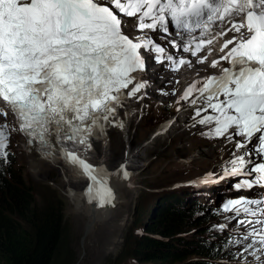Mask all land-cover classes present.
<instances>
[{"label": "rangeland", "instance_id": "rangeland-1", "mask_svg": "<svg viewBox=\"0 0 264 264\" xmlns=\"http://www.w3.org/2000/svg\"><path fill=\"white\" fill-rule=\"evenodd\" d=\"M131 4L135 5L138 3L137 1L133 3V0L125 3H113L117 14H121L126 6L129 7L126 9L127 15L124 18V20H128L127 26L128 24H135L138 20ZM141 21L143 22L142 19ZM137 25H139V21L134 27L136 28ZM129 28L131 29V27ZM128 33L130 36L133 35L131 30ZM152 38L150 41L167 46L166 40H162L160 37ZM150 68L152 69L153 67L150 66ZM160 71L162 72L161 74H154L157 89L151 88L147 91L137 88L136 90L138 91L133 92L130 86L134 81L125 82L122 87L126 89V93H123L121 99V104L125 102L123 104L124 108L120 110V106L116 107V112L119 111L121 113L122 121L116 120L114 116L108 119L106 126L101 129L102 131L95 133V138L92 140L94 144L92 143L90 149H88V154L86 152L88 163H93V165L101 164L104 169L109 170V165L113 163L117 165L123 156V149H121L116 152V159L113 163L108 162V164L104 165L106 163V155L111 153L109 144L112 133L122 130V138L125 141L124 147L126 150L128 149L125 152L126 158L129 151L135 150L137 153L149 137L157 136L159 133V131H156L157 127L158 129L164 127L162 133L164 137L160 140L162 142L154 150H150L149 147L147 149L149 150L148 152L142 150V166L133 171L138 178L136 183L126 187L127 183L123 187L120 185L108 190L110 191L106 198L108 203L100 210L102 217L98 214L94 224L92 222V224L86 225L80 215L73 214L72 206L65 195L66 185L77 183L78 178L82 179L81 176L77 175L78 178H75V175L70 173V170L64 172L62 161L54 163L55 168L53 167L52 171H50L49 167L44 166L35 170L29 163L30 159L27 153L20 146L21 138L17 134L8 133V138L5 140L2 138L0 141L2 146L7 147L4 152V167L9 165L14 167V169L18 167L22 169L25 183L34 187V198L39 207L46 211L49 207H52L55 209V215L62 217V239L53 255L51 264H113L116 256L123 248L125 235L129 231H134L140 225L142 227L145 226L147 220L145 218H148V214L151 211L150 199L152 194L150 192L153 190L171 189L191 178L189 181H194L203 173L206 174L208 181L204 183V186L200 184L196 187L203 186L204 189H197L199 193L197 195H189L188 199H190V196L203 197L206 212L214 213L207 224L212 223L217 226V220L219 222L223 218H227L228 220L224 223L230 229L235 231L241 229L240 223L237 222L240 214H237L235 218L232 209L234 207L244 208V204H242L244 198L242 196L247 197L244 192L236 193L238 198H232L229 202L219 196L212 204V200L207 199V197L216 193L219 186L214 187L213 184L218 181V176L223 175L219 181L227 178L226 174L222 173L223 170H228L235 165L240 167V169L242 166H247L252 171H255L263 164L261 151L264 150V144L261 145L260 140L264 141V127L261 132L259 127L258 129L254 127L258 118L264 115V95L260 96L261 98L247 97L243 93L246 90L262 95L253 86L252 88H246L243 92H239L233 98L230 97L228 101L227 94L224 95L223 100L221 96L217 97V100L221 99L222 101L217 108L214 106L217 100L214 99H210L207 104L200 105L196 103L193 106L195 104H193L194 100L184 95L188 92V88L184 89V94L181 92L185 83L183 81H180V83L169 82L166 80V75L171 74V72L164 67ZM176 73L174 72L173 74ZM209 73L211 72L207 71V75ZM138 78L140 77L138 76ZM142 79H145V73ZM196 79L194 78L193 83ZM139 91L140 93L138 94ZM191 93L193 94V92ZM205 94L210 96L208 92ZM187 107L188 110L186 109ZM199 107H202V113H198ZM159 112H163V116L158 118L162 117L160 121L155 119L158 117ZM189 112L192 115H188ZM193 115L195 116L190 118ZM2 118L5 120V115ZM181 125H184L181 131L182 134L175 137L177 135L176 131ZM167 127L170 129L164 133ZM4 132L6 130L0 131V133ZM151 133L153 134L150 136ZM95 143L100 144L105 153H108L98 154L95 149L96 146L94 147ZM152 144L155 145L154 143ZM152 144L150 145L153 147ZM155 149L158 150L156 151ZM0 159H2L1 156ZM15 170L17 171L18 169ZM127 173L129 174L130 172ZM85 181L87 182V180ZM86 182L80 184L81 188L76 184L79 187L76 190L81 193H83L82 190L87 191L89 182ZM219 185H222V183ZM226 189L229 191V187L226 186ZM258 191V188L253 189L249 195L251 198L249 201L252 204L241 214L254 208L256 210H264V207H261L262 204L257 201L253 202L252 194H256ZM220 197L222 198L221 200ZM111 201H115L116 205L109 207L108 204ZM56 205L57 207H55ZM140 216H142V221L137 222L139 221L137 218ZM95 218L96 216H94L93 220ZM88 226H90L89 230ZM218 226L219 228L221 227L220 225ZM224 231L233 232L228 228H224ZM243 231L247 232L249 230L245 228ZM260 232L264 234V221ZM233 233L235 234V232ZM237 233L240 240L245 239L241 232L236 231L237 239ZM240 244V242H236L235 245L234 243L230 245L223 244L225 252L223 257H219V260L226 264H236L230 262V257H238ZM230 253L231 255L228 256Z\"/></svg>", "mask_w": 264, "mask_h": 264}, {"label": "trees", "instance_id": "trees-1", "mask_svg": "<svg viewBox=\"0 0 264 264\" xmlns=\"http://www.w3.org/2000/svg\"><path fill=\"white\" fill-rule=\"evenodd\" d=\"M160 116L163 112L155 119ZM1 158L0 264H51L62 239V217L52 207L47 211L39 207L34 187L25 183L22 169L4 167L5 158ZM197 189L200 187L179 186L151 191L145 226L125 235L113 264H226L219 260L225 252L220 241L229 232L220 221V228L207 224L214 213L206 212L202 202L186 201Z\"/></svg>", "mask_w": 264, "mask_h": 264}, {"label": "bare ground", "instance_id": "bare-ground-1", "mask_svg": "<svg viewBox=\"0 0 264 264\" xmlns=\"http://www.w3.org/2000/svg\"><path fill=\"white\" fill-rule=\"evenodd\" d=\"M232 16H233V14H230L228 16V20ZM142 23L143 22L140 21L139 25H137L136 28L135 27L134 28L131 27V29L125 28V33L127 34L128 38L137 37L138 32L136 29ZM238 26L239 25H235V26L229 28L228 25H225L223 28L228 29V31L224 35H222V34L217 35L216 33H213L212 36L215 35L214 43L217 44L218 41L220 39H222L223 37H228L229 39L232 38L233 36H236L237 39L239 37H241V33H242V29H243L244 25L239 26V27ZM129 30L132 31L133 35L130 36V34L128 33ZM160 44L167 51V53H168L167 56L169 59L172 56H174V53L172 54L166 48V46L164 44H162V43H160ZM232 44H236V42L231 43V45L227 46L222 51H217V53L215 55H213V60L211 62L209 59H207L208 61H206V62L203 61L201 65L196 64L192 68L190 67L191 69H187L184 71L176 70L172 66L165 67L163 64H161L159 67L155 68V65L151 59L150 64H146V67L144 68L145 70H143L142 72H139L138 70H133L130 77L127 78L126 80L133 82V81H136L138 76L142 79V77L144 76V73H145V79H142L141 81L146 82L145 88H143V90L149 91L151 88H156L155 85L157 84V82L155 80L154 74H161L162 72L160 71V69H162V67H164L167 71L171 72V74L167 73L169 75H166L167 81L175 82V83H177V82L180 83V81H183L185 83V86L182 87V89H181L182 93H183V90L185 89V87H187V88H190V91L193 93L196 91L197 94L198 93H207V92L210 94V96H208L207 94L202 95V96H205L206 98L201 97L197 101V104H200V105L207 104L210 99L217 100L216 98L219 96H221V98L223 100V97L227 91H229L228 94L232 93L231 96L233 98L234 96H237L239 92H243L246 88H252L253 86L255 88H257L256 91H260L262 94L261 96H263L264 95V76L260 78V77L255 76L254 74L250 75V78H251V79H249L250 82H245L244 85L232 82V85L227 86V87H223V88L221 87V89H219V90L211 89V87H213L217 84V82H216L217 75H219V73L225 68L227 58L229 57V49L232 46ZM77 48L80 49V44L77 45ZM218 59H219V65L217 66ZM208 62H209V64H208ZM210 64L212 66L209 67ZM150 66L153 68L151 69ZM207 71H209L211 73H209V75H207ZM174 72H177V73L173 74ZM238 75L243 76L244 74L239 73ZM118 76H119V74L116 73V70L114 72L107 73L105 75L106 78H104L101 75L102 79L107 80V83H106L107 88H106L104 96L98 97V100L96 101V105L94 106V109H96V110L101 109L102 103L104 102V100L106 98L112 97L114 95H120V97H121L123 95V93H126V89L121 87V84H123V81H124L123 77L122 76L118 77ZM146 76H147V78H146ZM194 78H197V79L193 83ZM255 80H258V81H255ZM224 82L229 83L231 81H229V79H225ZM199 85L200 86L202 85V87H204V89L199 90ZM239 87H241L242 90H240ZM191 94L192 93L189 92V94H187L185 96L187 98L191 99L192 98ZM228 100H229V98H227V101ZM124 103L125 102H122V104H121V100H118L114 104V110H113V114L111 116L112 117L116 116L115 117L116 120L122 121V118L120 117L121 113H119V111L116 112V107L120 106V110H121L124 108V106H123ZM88 105H89V102L84 97H81L76 102L70 103V107H71L72 111L74 113H77L78 116L79 115L80 116L87 115L89 113V106ZM202 112H203L202 107H199L198 113H202ZM190 113L191 112H189L188 115ZM190 115H192V114H190ZM194 116L195 115L191 116L190 118H192ZM259 119H264V115L262 117H259L258 120ZM183 127H184V125H181L178 128V131H176L177 135L175 137L182 134L181 131L183 130ZM163 128L158 129V127H157L156 131L157 132L159 131V133L157 134L158 137L157 136H154L152 138L149 137V139H147V142L145 144H143V146H145V145H148V146H145V147L142 146L143 149H141L142 148L141 147L140 148L141 150L139 149V151L137 153L135 150H132V148H131L132 151L131 152L129 151L130 153L129 152L127 153L126 158H125V152H127L128 149L126 150V148L124 147L125 141L122 138V134H123L122 130L112 133L110 135L111 140H110V144H109V148H110L111 153L109 152L110 155H106L107 156L106 157V163H104V165L108 164V162L113 163L114 160L116 159L115 158L117 155L116 152H119L121 149H123V156H122V160L117 165H115L114 163L110 164L109 170L104 169V167L101 164L93 165V163H88L87 157L85 155L86 149H87V145H90V146L92 145L93 139H91L89 141V143H87L86 140H82L81 137L77 136V132L74 129L69 131V132H62V131H60V129L55 128V133L53 134V137L55 139H58V141H59L58 143H61L65 150L73 152L75 157L70 156V159H68L65 153L60 152L63 159H61L59 157H55L54 161L53 160L51 161L50 157L46 156L44 152L37 153L35 150V146L32 145L29 149V155H28V157L30 159L29 163H30V165H32V168H34L35 170L38 169L39 167L43 168V166H44V167H49L51 169L50 171H52V168L53 167L55 168L54 163H56L57 161L63 160L64 161V169L63 168L62 169L64 170V172H67L70 170L71 171L70 173L75 175L74 176L75 178H78L77 175L81 176L82 179L78 178L77 183H71V184L66 185L67 189L65 190V195H66L67 199L69 200L70 205L72 206L71 210H72L73 214L80 215L82 217V219L84 220V222L86 223V225L92 224V222L94 224L95 220L98 218V214H100V216L102 214L100 210H102L103 206L106 203H108V202H106L107 194H108V192H110L108 190L112 189V187L115 188L116 186H120V185L123 187V185H125L127 183H128V185H126V187L129 185H132L133 183H136V180H138V178L134 174L135 172L133 173V171L137 170L138 168H140L142 166V154H141L142 150H146L148 152L149 151V150H147L148 147L150 150L151 149L154 150V148L162 142L160 140H161V138L163 139V137H164L162 135ZM254 128H256V127H254ZM254 128H252V129H254ZM168 129H170V128L167 127L165 129L164 133H166L168 131ZM259 130L261 132V131H263V128H259ZM152 143H154L155 145H153ZM260 143L263 144V141L260 140ZM150 144H152L153 147ZM66 145H70V146L66 147ZM57 146H58L59 151H60V144H57ZM90 146L88 149H90ZM95 146H96L95 149L97 150L98 154L99 153H104V154L108 153V152L105 153L104 149L101 148L100 144H96V145H94V147ZM53 148H55V146ZM84 149H85V151H84ZM155 150L157 151L158 149H155ZM71 152H69V153H71ZM87 154H88V152H87ZM261 156H262V154H261ZM76 157L81 158L83 161L77 160ZM63 161H62V163H63ZM83 162H84L83 170H80L76 163H83ZM139 162H141V163L139 164ZM126 171L130 172V173L128 174ZM222 176L223 175H221L220 177L219 176L217 177L218 181L214 182V184H213L214 187L219 186L218 184L220 183V181H222V180L219 181V179ZM63 177H64V175H63ZM85 180H87V182H89V185H88L89 188L87 189V191L82 190L83 193H81L80 191H77L76 189H79L80 184L82 182H86ZM204 183H201V185L204 186L205 185ZM72 184H74V185H72ZM76 184H78L79 187H78V185L76 186ZM203 186L200 187V190L204 189ZM261 190H264V188H261ZM200 194L202 195V193H200ZM215 194L213 193L212 195H209L210 197H207V199L212 200V204H213V201L217 197L220 196L218 194V188H217ZM205 196H208V195H205ZM191 197L193 198V197H197V196H190V198ZM220 199H221V197H220ZM242 204H244V208L234 207L232 209V212L235 214L236 217H237V214H240L247 207H250L252 202L249 200H243ZM108 205H109V207H113L114 205H116V202L111 201L110 204H108ZM110 209H112V208H110ZM107 213H108V211H107ZM94 216H96V218L93 220ZM103 218H104V216H103ZM262 222L263 221H260V223H259L260 229L262 228ZM89 227L90 226L87 227L88 230H89ZM228 229L236 233V231L230 229L229 226H228ZM233 232H231V235L228 236L225 240L220 241V242L222 244H227V245L234 243V245H235L236 238H235V235Z\"/></svg>", "mask_w": 264, "mask_h": 264}, {"label": "clouds", "instance_id": "clouds-1", "mask_svg": "<svg viewBox=\"0 0 264 264\" xmlns=\"http://www.w3.org/2000/svg\"><path fill=\"white\" fill-rule=\"evenodd\" d=\"M0 74H1V71H0ZM3 81L4 82L8 81V78L5 77ZM8 99H10V97L6 98L5 96L0 95V131L6 130V132L0 133V141L2 140V138H4V140L7 139L9 135L8 133L17 134V136L21 138L20 146L27 153V155H29V149L33 145L35 146V150L37 153L44 152L46 156L50 157L51 161L52 160L54 161L55 157H59L63 159L60 152L65 153L68 159H70V156L75 157L74 154L69 153L71 151H67L64 148H63L64 151H61V150L59 151L57 144H60V146H63V145L61 143H58L59 142L58 139H55L53 137V134L55 133V129L53 128L51 131H46L45 133H43L45 136H43V134H41L40 132L38 135L41 138V141H40V138L39 140H37L36 139L37 133L34 130V125L30 124V125L22 126L21 124H23L24 121L17 118L15 113H13L14 111L6 110V100ZM4 115H5V120H3L2 118V116ZM59 129L60 131L65 132L63 127H60ZM151 135L152 133L150 134V136ZM84 137H86L85 134L81 138L82 140H86L87 143H89L91 139L95 138L94 136L90 140L89 139L87 140V139H83ZM54 146L56 149L53 148ZM69 146L70 145H66V147H69ZM89 146L90 145H88L87 149L89 148ZM0 148H1L0 156L5 158L4 152L7 150V147L2 146L0 142ZM63 164H64V161H63ZM79 169L83 170V168H79ZM153 191H159V190H153ZM193 199H196V198L195 197L190 198L189 201ZM255 239L256 240L254 242V245L248 248H245V249L243 247H240L238 257L237 258L235 256L230 257V262L236 263V264H242L248 260L251 252L259 250V249H264V236L258 235L256 233Z\"/></svg>", "mask_w": 264, "mask_h": 264}]
</instances>
